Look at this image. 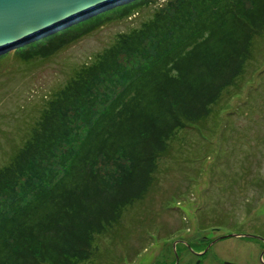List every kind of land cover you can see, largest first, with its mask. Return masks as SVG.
I'll return each mask as SVG.
<instances>
[{"label":"trees","instance_id":"16d2710c","mask_svg":"<svg viewBox=\"0 0 264 264\" xmlns=\"http://www.w3.org/2000/svg\"><path fill=\"white\" fill-rule=\"evenodd\" d=\"M150 5L151 18L119 34L46 101L0 168V264L91 261L97 239L152 191L160 161L187 142L183 134L205 136L228 108L224 96L247 82L264 38V0H136L15 56L49 59L104 20Z\"/></svg>","mask_w":264,"mask_h":264},{"label":"rangeland","instance_id":"374dc122","mask_svg":"<svg viewBox=\"0 0 264 264\" xmlns=\"http://www.w3.org/2000/svg\"><path fill=\"white\" fill-rule=\"evenodd\" d=\"M155 10V5L145 6L128 19L105 15L110 18L46 60L25 63L14 49L0 55V168L23 146L46 101L119 34L139 27ZM256 59L240 94L224 96L227 110L215 116L205 136L183 134L187 142L177 143L173 157L160 161L152 191L125 209L113 235L97 239L96 254L84 264H176V253L178 264H196L191 246L202 236L215 245L201 264L259 263L264 251V38ZM197 155L200 160L188 157ZM213 226L220 230L212 233Z\"/></svg>","mask_w":264,"mask_h":264},{"label":"water","instance_id":"95a60500","mask_svg":"<svg viewBox=\"0 0 264 264\" xmlns=\"http://www.w3.org/2000/svg\"><path fill=\"white\" fill-rule=\"evenodd\" d=\"M131 1L0 0V55Z\"/></svg>","mask_w":264,"mask_h":264},{"label":"flooded vegetation","instance_id":"af4514ba","mask_svg":"<svg viewBox=\"0 0 264 264\" xmlns=\"http://www.w3.org/2000/svg\"><path fill=\"white\" fill-rule=\"evenodd\" d=\"M213 230H217V228H212ZM212 233H214V232H212ZM212 235V234H211ZM257 240H260V241H262L261 239H258V238H256ZM198 243L199 244H195L196 245V247H194V246H191V248L193 249L192 250V254H198V258H197V262H196V264L197 263H199V264H201V260H202V258L208 253V251L212 248V247H214V241H211L210 240V237H209V239H208V237L206 238V237H199L198 238ZM263 242V241H262ZM202 244H203V246H202ZM199 245H200V247H199ZM263 246H264V242H263ZM201 248V249H200ZM200 249V250H199ZM206 251V252H205ZM264 251H263V253H262V255H261V258L259 259V263H256V264H264ZM156 264V263H155Z\"/></svg>","mask_w":264,"mask_h":264}]
</instances>
